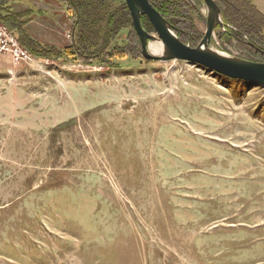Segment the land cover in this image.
<instances>
[{"label":"rangeland","instance_id":"374dc122","mask_svg":"<svg viewBox=\"0 0 264 264\" xmlns=\"http://www.w3.org/2000/svg\"><path fill=\"white\" fill-rule=\"evenodd\" d=\"M6 2L31 40L75 49L74 5ZM12 37L28 59L0 53V264H264L262 87L141 45L99 64Z\"/></svg>","mask_w":264,"mask_h":264},{"label":"trees","instance_id":"16d2710c","mask_svg":"<svg viewBox=\"0 0 264 264\" xmlns=\"http://www.w3.org/2000/svg\"><path fill=\"white\" fill-rule=\"evenodd\" d=\"M69 3L71 14L75 15V49L61 51L48 50L31 40L23 31L22 15L12 12L8 2H0V23L16 37L19 44L35 57L42 59L77 55L79 60L99 63L104 57L118 58L131 53L139 55L140 42L133 26L130 12L124 0H63ZM165 19L183 43L196 47L202 39V32L195 26V21L205 22L201 15V0H147ZM219 7L226 30L221 34L222 43L229 47L242 46L240 55L248 60L264 63V15L251 4L250 0H213ZM117 4L116 7L114 5ZM71 10V9H70ZM143 29L149 34L154 30L146 17L141 18ZM202 24V23H201ZM127 30L130 42L127 53L114 45L118 34ZM72 45V46H73ZM251 55H250V54ZM97 61H95V60ZM100 64V63H99ZM109 64V62H108Z\"/></svg>","mask_w":264,"mask_h":264},{"label":"water","instance_id":"95a60500","mask_svg":"<svg viewBox=\"0 0 264 264\" xmlns=\"http://www.w3.org/2000/svg\"><path fill=\"white\" fill-rule=\"evenodd\" d=\"M130 12L132 25L141 45V54L146 61L168 62L181 61L225 76L240 80L264 89V63L249 62L209 47L215 30L225 31L222 13L213 0H201L205 8V32L196 47L181 42L175 35L172 26L163 19L147 0H124ZM146 17L155 31L147 33L141 18ZM161 46V54L154 55L149 51V44Z\"/></svg>","mask_w":264,"mask_h":264},{"label":"built area","instance_id":"2783aa9c","mask_svg":"<svg viewBox=\"0 0 264 264\" xmlns=\"http://www.w3.org/2000/svg\"><path fill=\"white\" fill-rule=\"evenodd\" d=\"M0 53H7L17 61L28 59L26 52L20 48L16 40L2 25H0Z\"/></svg>","mask_w":264,"mask_h":264},{"label":"bare ground","instance_id":"6f19581e","mask_svg":"<svg viewBox=\"0 0 264 264\" xmlns=\"http://www.w3.org/2000/svg\"><path fill=\"white\" fill-rule=\"evenodd\" d=\"M159 45L157 44V47H158ZM155 48H156V46H155ZM160 48H161V46H160ZM154 52V51H153Z\"/></svg>","mask_w":264,"mask_h":264}]
</instances>
